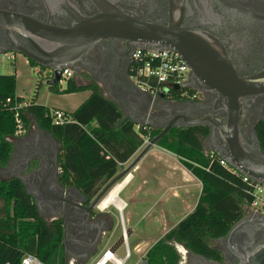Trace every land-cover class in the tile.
<instances>
[{
    "label": "flooded vegetation",
    "instance_id": "flooded-vegetation-1",
    "mask_svg": "<svg viewBox=\"0 0 264 264\" xmlns=\"http://www.w3.org/2000/svg\"><path fill=\"white\" fill-rule=\"evenodd\" d=\"M2 1L1 6L4 9L28 15L41 22L50 21L59 26H69L73 22H79L83 17H91L105 10L136 11L145 20L160 25L176 23L194 38L199 39L196 43L184 41L181 49L190 58L204 59L201 64L204 73L210 72L207 70L208 58L217 65V68L234 71L238 78L256 76L264 84V0H60L58 6L56 0ZM13 37L18 46L33 50L31 43L22 35L13 33ZM10 44L8 36L0 29V49ZM136 46L135 42L115 37L100 40L87 52L82 61L75 63L79 71L73 72L72 77L85 78L87 73L91 79L81 84L89 81L97 83L95 79L100 87L103 85L109 95L119 101H123L125 94L136 96L128 77L130 56ZM198 47L202 51L193 50ZM188 68L190 73V67ZM198 83L202 85V81L199 80ZM198 94L196 99L174 100L158 97L153 99L157 100L152 110L156 112L153 113V122L160 124L175 114L198 116L219 100L217 93ZM244 101L250 105L243 122V134L248 140V133L254 130L255 123L264 120V92L252 98H245ZM208 135L203 140L207 144ZM40 137L43 136L34 134L23 144L16 145L13 150L14 158L11 156L4 171L12 172L14 174L12 176H24V182L33 193L32 199L35 205H38V213L43 219L47 222L55 220L61 222L62 254L56 261L62 264H87L112 233L113 219L98 210L96 205L91 207L94 196L88 199L76 188L60 183L57 147ZM249 142L252 143L251 140ZM37 159L41 161V166L45 165L47 168L46 180H42L40 171L35 170L38 166ZM174 226L175 224L172 227ZM120 237L121 235L105 250L109 249L115 253L124 244ZM152 245L134 264H151L148 251ZM173 245L178 254L177 264L236 262L235 257L227 249L224 238L213 241V246L222 256L221 261L194 253L182 243ZM127 258H124L121 264H130Z\"/></svg>",
    "mask_w": 264,
    "mask_h": 264
},
{
    "label": "trees",
    "instance_id": "trees-1",
    "mask_svg": "<svg viewBox=\"0 0 264 264\" xmlns=\"http://www.w3.org/2000/svg\"><path fill=\"white\" fill-rule=\"evenodd\" d=\"M28 63L36 65L31 60ZM15 86L14 74H0V169L4 170L12 156L17 113L23 133L33 119L40 130L58 143V180L88 199L117 174L121 165L142 147L145 138L151 139L160 131L123 117L117 105L93 81L81 84L71 77L64 88L49 87L56 94L90 92L72 112L62 111L65 119L59 124L53 122V111L58 109L37 104L34 98L25 101L15 95ZM158 97L180 100L196 99L197 95L187 87ZM19 103L24 105L15 108L14 104ZM254 131L264 153V120L255 123ZM208 132V127L200 125L172 127L156 143L178 157L199 180L201 189L193 210L151 246L148 251L151 264H177L174 243L221 261L213 241L224 236L243 217L246 185L240 174L219 163L217 154L205 152L203 140ZM61 238V222H47L39 215L32 197L16 176L0 178V264H20L25 253L36 256L43 264H62L56 261L62 254Z\"/></svg>",
    "mask_w": 264,
    "mask_h": 264
},
{
    "label": "water",
    "instance_id": "water-1",
    "mask_svg": "<svg viewBox=\"0 0 264 264\" xmlns=\"http://www.w3.org/2000/svg\"><path fill=\"white\" fill-rule=\"evenodd\" d=\"M2 2L0 1V29L8 36L11 44L2 47L0 53L17 52L36 65L51 70L52 77L46 81L50 87L59 84L63 69L69 68L73 72H78L79 68L75 66V63L82 61L98 41L115 37L135 42L136 47L165 48L175 51L190 67L189 80L185 87L190 86L197 92L219 95L218 102L216 101L206 112L198 116L175 114L160 124L153 122L154 116L150 113L141 114L137 118L130 117L137 124H146L160 131L142 147L125 168L104 184L94 196L91 207L94 205L98 207L103 197L130 173L137 161L156 145L170 128L178 126L205 125L209 127L208 152L216 153L239 173L264 184V153L257 136L253 129L248 133V140L243 134V122L250 106L244 99L264 92V84L259 77L238 78L234 71L217 68V65L208 58H206L207 70L210 72L204 73L201 65L204 59L190 58L181 49L184 41L196 43L199 39L194 38L176 23L160 25L145 20L136 11L105 10L91 17H83L79 22H73L69 26H59L50 21L41 22L28 15L4 9L1 6ZM60 2V0L55 1L57 6ZM13 33L25 37L31 43L33 50L18 46ZM193 50L202 51L199 47ZM199 80L202 81V85L198 83ZM178 88L174 86L173 90ZM49 137H40V139H46L54 144L52 137ZM14 148L13 143L12 152ZM37 160L38 166L35 170L40 171L42 180H46L47 168L45 165L41 166V161ZM17 178L22 182L26 193L33 197V193L24 182V176L19 175ZM36 207L39 210L37 204ZM128 235L129 232L126 233V236ZM261 235L263 236L258 238ZM220 238H224L227 249L235 257L234 264H264V218L242 217ZM120 240L123 241V236Z\"/></svg>",
    "mask_w": 264,
    "mask_h": 264
},
{
    "label": "rangeland",
    "instance_id": "rangeland-1",
    "mask_svg": "<svg viewBox=\"0 0 264 264\" xmlns=\"http://www.w3.org/2000/svg\"><path fill=\"white\" fill-rule=\"evenodd\" d=\"M14 56L15 59L13 61H4L0 59V74L15 75L16 96L22 97L25 101L34 98L37 104L57 107L67 111H72L75 109L79 101L82 100L81 97L84 95L83 92L80 94L71 93L62 95L50 92L48 90V85L46 84L49 75L48 70L46 68L43 69L38 65H30L27 58L22 54L15 52ZM85 76V78L82 77L80 79L74 77V79L78 83L84 82L87 79H91L88 77L89 75L87 73H85ZM94 81L99 83L95 79ZM65 83L66 81H62L59 84L61 87H64ZM101 87L105 95L109 96L108 90L103 85H101ZM156 102L157 100H153L150 96H147V113L152 115L153 113H156L152 112L156 106ZM36 132V126L31 120L27 128V132H25V134L23 133V136L20 135L14 140V146L23 144L24 141L29 138L28 136L31 137L32 135L36 134ZM39 135L43 136L41 133H39ZM203 147L205 152H208V144L203 142ZM141 149L142 147L138 150V152ZM14 155L15 152L13 151L12 158H14ZM132 159L133 157L128 162L121 165V167L118 169V172L125 168L132 161ZM140 162L144 167L145 175H147L151 170L153 159L147 154L141 159ZM131 173L132 176H134V179L132 180L134 187L139 181V177L133 173V171H130L129 174ZM12 175H14L12 172L7 171L6 173V171L0 169V178H8ZM196 182L197 181L187 183V195L182 197L186 200L185 202H181L179 199H172V197H170V200H167L165 204L161 203V205L164 204L165 207L160 210L159 205L156 206L153 204L154 197L149 196L146 193L149 189V186H146L144 189H142L143 194L141 193L138 197L130 200L128 191L132 183L129 181L127 188L122 189L118 195L119 198L124 202V208L122 210L121 216L117 209L111 204L104 209L97 208L102 213H106L111 216L113 219V231L103 242L96 256L92 258L87 264H95V262L102 256L103 251L110 245L112 241L122 234L123 230H126V233L130 232L131 234L130 236H127L126 242L121 245L115 253L119 257H124L127 254L126 257H128L127 260H129L130 264L137 262L138 259L144 255L146 249H148L150 245L158 240L166 231H168L185 215L188 209L187 207H189V204H192L193 200L199 193V186H197ZM182 194H184V192H182Z\"/></svg>",
    "mask_w": 264,
    "mask_h": 264
},
{
    "label": "built area",
    "instance_id": "built-area-1",
    "mask_svg": "<svg viewBox=\"0 0 264 264\" xmlns=\"http://www.w3.org/2000/svg\"><path fill=\"white\" fill-rule=\"evenodd\" d=\"M2 1V0H0ZM13 51H5L0 53V59L4 61H13L15 59ZM131 63L128 71V77L132 86L138 91L150 96L152 99L157 98L161 94H166L173 90L174 86L178 89L192 88L186 86L189 80V68L182 60L181 56L171 49H155L135 47L130 56ZM48 70V79L52 77L51 70ZM73 71L69 68L63 69L60 76V82L71 78ZM193 89V88H192ZM199 92L195 90V94ZM7 104V100H6ZM24 103L14 104L15 108L23 106ZM65 116L62 111H53V122L55 124L62 123ZM16 128L14 136L19 137L23 133L21 121L17 113H15ZM139 125V124H138ZM150 139L145 138L142 147ZM211 154H216L209 151ZM219 163L228 170L241 175L242 181L245 183L244 189L246 198L242 203L243 217L258 216L264 218V184L253 181L248 176L239 173L235 168L229 166L227 162L219 157ZM131 176V174H129ZM127 255V254H126ZM119 257L115 253L105 250L102 256L95 262L98 264L101 259H105L102 264H118L117 260L126 258ZM4 264H11L6 262ZM20 264H43L36 256L25 253L21 257Z\"/></svg>",
    "mask_w": 264,
    "mask_h": 264
},
{
    "label": "crops",
    "instance_id": "crops-1",
    "mask_svg": "<svg viewBox=\"0 0 264 264\" xmlns=\"http://www.w3.org/2000/svg\"><path fill=\"white\" fill-rule=\"evenodd\" d=\"M65 85H66V83H65ZM58 86L60 88L65 87V86L61 87L60 84H58ZM49 87L50 86H48V90L50 91ZM132 89L134 90V92H136V96H129V95L125 94L123 101L122 100L119 101V100L111 97L110 95L106 96L105 93L103 92L104 96L107 99L113 101L117 105L118 109L122 113V116L127 117L130 120H131L130 117H132V116H133V118H137V117H140L141 114L147 113V109H148V104H147V96L148 95L138 92L134 87ZM82 92L84 93V95L81 97L82 100L79 101V103L75 107V109L89 96L90 92L87 90L79 91V92H73V93H79V94ZM66 94H71V93H66ZM58 95H62V94H58ZM158 99H165V98L158 97ZM47 107L51 108V109H58V110L68 112V113L72 112L74 110L73 109L72 111H67L65 109H61V108H57V107H50V106H47ZM31 120L34 122L33 119H30V122H31ZM34 124L36 126L37 132L41 133L43 135V137L46 136V138H48L50 136L47 132L42 131L39 128H37V125L35 122H34ZM92 125H94V123H92ZM37 132H36V134L39 135V133H37ZM28 137H30V136H28ZM52 140L58 149V143L53 138H52ZM139 152L138 151L135 152V154L132 156L133 159L135 158V156ZM44 153L46 156V151ZM44 153H43V155H44ZM147 154H148V156H151V158L153 159V162L151 164V170L149 171V173L147 175H145L144 167L140 161ZM56 155H57V153H56ZM132 171H133V173L138 175L139 181L133 187L132 180L134 179V176H132V173H131L132 179L130 181L132 184H131L130 189L128 191V196H129L130 200L135 198V197H138L139 194H141V193L143 194L142 189H144L146 186H149V189L147 190L146 193L149 196L154 197V200H153L154 203L153 204H155L156 206L159 205V209L161 210V209H163V207H165L164 204L166 203V201L170 200V197H172V199L176 198V199H179V201H181V202H185L186 200L183 199L182 197L187 195L186 194L187 183L197 181L196 184H197V186H199V193H198L197 197H195V199L193 200L192 204L191 205L189 204V207H187L188 209H187V212L185 213L184 216H186L188 213H190L193 210V208L195 207L197 200H198V197L200 195L201 183L199 182V180L197 178H195L182 165V163L179 161L178 157L175 154H173L172 152H170L166 149H163L157 145H154L137 161V163L131 169V172ZM128 183L123 189L127 188ZM180 191H181V194H180ZM182 192H184V194H182ZM161 203H164V204L161 205Z\"/></svg>",
    "mask_w": 264,
    "mask_h": 264
},
{
    "label": "bare ground",
    "instance_id": "bare-ground-1",
    "mask_svg": "<svg viewBox=\"0 0 264 264\" xmlns=\"http://www.w3.org/2000/svg\"><path fill=\"white\" fill-rule=\"evenodd\" d=\"M131 180V176L128 174L121 182H118L100 201L98 204L99 209H104L108 205H113L120 216L122 215V210L124 208V202L119 198V192L122 191V189L127 185V183ZM130 234V233H129ZM121 236H123V243L126 242L127 236H126V230L122 231ZM105 261V259H101L98 264H102ZM118 264L122 263V260H117Z\"/></svg>",
    "mask_w": 264,
    "mask_h": 264
}]
</instances>
